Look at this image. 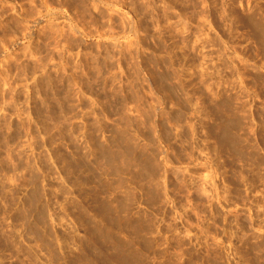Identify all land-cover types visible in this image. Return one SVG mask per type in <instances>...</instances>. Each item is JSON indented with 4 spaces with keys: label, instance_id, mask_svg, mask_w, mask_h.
<instances>
[{
    "label": "rangeland",
    "instance_id": "obj_1",
    "mask_svg": "<svg viewBox=\"0 0 264 264\" xmlns=\"http://www.w3.org/2000/svg\"><path fill=\"white\" fill-rule=\"evenodd\" d=\"M0 264H264V0H0Z\"/></svg>",
    "mask_w": 264,
    "mask_h": 264
}]
</instances>
